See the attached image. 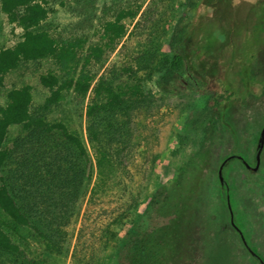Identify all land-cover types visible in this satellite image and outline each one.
<instances>
[{
    "label": "rangeland",
    "instance_id": "obj_1",
    "mask_svg": "<svg viewBox=\"0 0 264 264\" xmlns=\"http://www.w3.org/2000/svg\"><path fill=\"white\" fill-rule=\"evenodd\" d=\"M4 1L0 50L21 42L28 30L48 32L59 50L55 56L22 61L8 73L0 86V108L12 90L28 87L30 111L47 121L66 122L94 158L88 111L96 101L102 104L98 87L120 97L115 111L127 123L122 144L113 151L120 189L114 196L82 202L70 228V255L60 264H77L75 253L83 264H90L92 255L102 262L111 253L102 250L107 240L130 227L116 228L114 220L128 208V222L138 220L160 188L172 192L162 219H172L179 229L173 240L182 247L185 230L189 241V251L183 245L185 264H264V150L257 172L238 159L229 160L224 172L235 223L254 255L232 223L219 173L234 154L256 166L264 128L258 0H225L224 6L217 2L214 10L195 13L188 29L196 60L179 82L198 83L199 89L172 88L167 70L173 33L192 0ZM216 89L234 95L221 109L211 108ZM22 135L20 126L11 127L7 145ZM173 260L180 264L178 255ZM103 264L116 262L109 257Z\"/></svg>",
    "mask_w": 264,
    "mask_h": 264
},
{
    "label": "trees",
    "instance_id": "obj_2",
    "mask_svg": "<svg viewBox=\"0 0 264 264\" xmlns=\"http://www.w3.org/2000/svg\"><path fill=\"white\" fill-rule=\"evenodd\" d=\"M217 2L224 6L225 0L216 3L192 0L180 18L171 39L173 57L167 69L172 88L177 85L185 88L179 79L196 60L195 51L189 48L188 29L195 13L214 10ZM257 15L260 42L264 43V0L257 2ZM58 50L57 42L48 32L26 31L21 42L0 50V86L22 61L55 56ZM77 84L81 87L79 81ZM212 91L216 94L212 109H221L234 97L231 90ZM96 95L97 99L102 97V104L96 101L88 111V132L95 158L81 135L66 122L47 121L30 111L32 95L28 87L12 90L8 104L0 108V264H60L70 255V228L79 217L82 202L88 197L95 200L114 196L119 191L121 183L114 175L113 151L122 144L127 123L121 111H115L118 95L100 87ZM13 126H20L24 135L9 147L7 140ZM171 200L172 192L168 194L160 188L144 215L130 223L128 208L113 224L121 230L130 225L129 229L121 237L118 230L114 232L102 249L105 252L109 248L110 255L100 263L92 255L87 262L103 264L111 257L116 264H174L173 258L178 255L180 264H185L183 247L189 242L185 230L181 247L173 240L178 232L171 225L174 221L162 219L165 217L162 211L169 208ZM81 257L74 254L77 264L85 262Z\"/></svg>",
    "mask_w": 264,
    "mask_h": 264
},
{
    "label": "flooded vegetation",
    "instance_id": "obj_3",
    "mask_svg": "<svg viewBox=\"0 0 264 264\" xmlns=\"http://www.w3.org/2000/svg\"><path fill=\"white\" fill-rule=\"evenodd\" d=\"M192 78V77H191ZM187 87H189V86H192V88L193 89H199V87H198V83H195L194 85H192V83H189V82H186V84H185ZM260 143V142H259ZM258 151H259V148H258ZM258 151H257V155H258ZM263 153V152H262ZM257 155H256V166H253V165H251L247 160H246V158L244 157V156H241V155H238V154H234V155H232L231 157H229L228 159H226V160H231V159H238V160H240L241 162H242V164L246 167V168H248V169H250V170H253L254 172H257L258 170H259V168H258V170H254L256 167H257V163H258V157H257ZM262 157V156H261ZM225 160V161H226ZM224 161V162H225ZM227 161V162H228ZM223 162V163H224ZM222 163V164H223ZM227 164V163H226ZM226 166V165H225ZM224 172H225V168H224ZM225 176V175H224ZM222 184H223V187H224V189H225V191L226 192H228L229 193V196H230V202H231V207H232V209H230V207H229V209H230V212H231V215H232V219L234 220V223H233V225H234V227L239 231V233H240V235H241V237H242V239L244 240V242H245V244H246V246H247V248H248V250L254 255V252L252 251V248L250 247V245H248V243H247V241H246V238H245V236H244V234H243V232L242 231H240L239 229H238V226L236 225V223H235V217H234V210H233V204H232V197H231V194H230V190H229V187H228V184H227V181H226V179H225V181L224 182H222ZM227 201H228V195H227ZM228 206H229V203H228Z\"/></svg>",
    "mask_w": 264,
    "mask_h": 264
},
{
    "label": "water",
    "instance_id": "obj_4",
    "mask_svg": "<svg viewBox=\"0 0 264 264\" xmlns=\"http://www.w3.org/2000/svg\"><path fill=\"white\" fill-rule=\"evenodd\" d=\"M264 150V128L262 130V133H261V137H260V143H259V151H258V165L257 167L254 169L255 171L258 170V168L260 167V162H261V156H262V152ZM228 160H226L222 165H221V168H220V179H221V182H224L225 181V176H224V168H225V165L227 163ZM228 203H229V207L230 209H232L231 207V202H230V196L228 195ZM232 222L234 223V220L232 219Z\"/></svg>",
    "mask_w": 264,
    "mask_h": 264
}]
</instances>
